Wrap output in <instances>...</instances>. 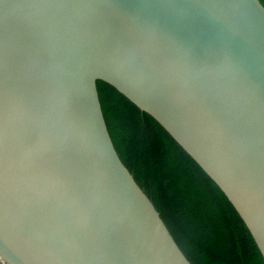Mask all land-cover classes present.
I'll use <instances>...</instances> for the list:
<instances>
[{
    "label": "water",
    "instance_id": "95a60500",
    "mask_svg": "<svg viewBox=\"0 0 264 264\" xmlns=\"http://www.w3.org/2000/svg\"><path fill=\"white\" fill-rule=\"evenodd\" d=\"M97 81L196 162L264 259L258 0H0V260L191 264L119 159Z\"/></svg>",
    "mask_w": 264,
    "mask_h": 264
},
{
    "label": "trees",
    "instance_id": "16d2710c",
    "mask_svg": "<svg viewBox=\"0 0 264 264\" xmlns=\"http://www.w3.org/2000/svg\"><path fill=\"white\" fill-rule=\"evenodd\" d=\"M264 7V0H258ZM106 128L122 164L152 201L191 264H264L220 188L151 116L96 82Z\"/></svg>",
    "mask_w": 264,
    "mask_h": 264
},
{
    "label": "built area",
    "instance_id": "2783aa9c",
    "mask_svg": "<svg viewBox=\"0 0 264 264\" xmlns=\"http://www.w3.org/2000/svg\"><path fill=\"white\" fill-rule=\"evenodd\" d=\"M1 259V258H0ZM0 264H5L3 261L0 260Z\"/></svg>",
    "mask_w": 264,
    "mask_h": 264
}]
</instances>
